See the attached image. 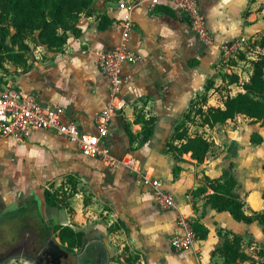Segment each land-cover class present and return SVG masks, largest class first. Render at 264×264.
I'll return each mask as SVG.
<instances>
[{"label": "crops", "instance_id": "0c3cea01", "mask_svg": "<svg viewBox=\"0 0 264 264\" xmlns=\"http://www.w3.org/2000/svg\"><path fill=\"white\" fill-rule=\"evenodd\" d=\"M118 1L94 0L93 11L80 16L81 33L68 31V41L61 50L29 42L28 68L11 63V69L6 63L10 72H0L5 78L2 84L36 93L44 105L65 108V120L95 133L96 117L107 105L110 85L99 68L100 53L122 44L137 52L136 62L123 65L121 98L125 105L115 115L106 141L119 158H139L144 173L162 181L177 207L161 209L139 173L85 155L76 142L64 135L37 130L25 140L0 136L1 213L35 205L45 217L48 235L58 234L55 224L82 230L84 245L75 249L82 264H223L217 250L226 236L234 234L244 239L253 237L254 245L250 247L263 249L264 231L259 221H239L227 211L206 205L205 194L196 192L206 185V176L216 178L230 170L238 181L237 192L245 201L246 213L264 210L262 124L239 114L214 128H206L214 141L209 154L216 145H222L227 156L211 159L208 154L203 163L190 154L178 160L168 150L167 142L191 101L206 92L210 80L219 82L227 75V87L236 83L238 89L229 90L225 99L244 91L253 72L252 61L264 52L255 45L264 32V0H202L204 14L212 17L207 25L213 35L212 43L222 39L214 22L220 11L226 14L236 4L240 5V12L243 10L239 27L229 28V36L220 40L217 60L209 64L210 44L202 45L188 18L174 6L141 0L132 8L134 27L125 35L122 22L126 11L118 6ZM160 7H168L174 13ZM103 15L112 20L105 29L99 26ZM238 38H247L252 48L259 49L257 57L241 53L250 66L245 80L235 61L224 62L225 43ZM231 65L237 71L230 77L226 72L231 71ZM234 76L238 79L233 82ZM210 89L207 105L224 106L225 100L212 103L214 95ZM241 116L250 123L245 122L237 131L229 128L228 134L217 132L220 125L243 123ZM151 117L155 118L154 132L144 140L140 134L143 120ZM254 132L263 136L261 143L251 140ZM226 141L228 147L224 146ZM239 169L244 171L243 177L238 174ZM48 190L57 201L64 202L50 205ZM211 191L209 188L208 193ZM180 213L208 229V235L197 238L192 249L176 250L171 246L170 237L180 228ZM31 231L36 232L35 237L45 232L41 226L33 225ZM57 242L66 250L60 238ZM68 252L69 257L75 254Z\"/></svg>", "mask_w": 264, "mask_h": 264}, {"label": "trees", "instance_id": "16d2710c", "mask_svg": "<svg viewBox=\"0 0 264 264\" xmlns=\"http://www.w3.org/2000/svg\"><path fill=\"white\" fill-rule=\"evenodd\" d=\"M93 6L94 0H0V68H4L6 63H12L26 70L30 52L29 42L61 50L68 41V31L76 35L81 33L78 26L80 16L83 13H91ZM159 9L174 13L168 7ZM111 23L112 20L104 16L99 26L105 29ZM255 45L264 50V32ZM240 57L244 58L245 55L241 54ZM252 63L253 72L250 80L244 84V91L228 95L224 106L207 105L211 80L206 86V92L191 101L184 118L176 125L167 142L168 150L172 151L178 160H184V154H190L192 159L203 163L214 144L206 131L195 134L191 132V125L197 123L198 118L201 127L214 128L217 124L225 123L242 114L254 122H260L264 127V52ZM237 79L238 77L234 76L232 81ZM143 123L140 134L144 140H148L154 132L155 118L143 120ZM251 140L261 143L263 136L254 132ZM205 179L206 185L196 192L205 194L206 205L210 204L219 210L227 211L239 221H259L264 231V210L246 213L245 201L237 192L238 181L230 170H225L220 177L206 176ZM209 188L212 191L208 193ZM46 197L50 205L61 203L49 190ZM194 229L198 238H205L208 235L207 227L199 221L194 222ZM54 230L58 231L60 241L66 250L73 252L84 245L82 230L60 224H55ZM217 251L224 259L223 264H239L246 261L249 264H264V248L259 250L258 257L252 256L244 249V238L238 234L226 236Z\"/></svg>", "mask_w": 264, "mask_h": 264}, {"label": "built area", "instance_id": "2783aa9c", "mask_svg": "<svg viewBox=\"0 0 264 264\" xmlns=\"http://www.w3.org/2000/svg\"><path fill=\"white\" fill-rule=\"evenodd\" d=\"M156 4H170L185 15L198 38L206 45L213 42V35L207 27L206 16L202 10V0H151ZM141 0H119L118 6L125 9L123 27L127 35L134 27L132 8ZM245 39L238 38L225 43L223 47L224 62L238 60ZM139 54L125 44L120 47L102 51L99 56V68L109 79V99L103 111L96 117L95 133L85 132L73 121L65 120V108L58 105H44L34 92H24L15 87L0 84V136H13L25 140L37 130L54 131L77 143L81 151L91 157L100 159L109 165H124L142 177L144 185L151 187L152 193L161 209L177 207L174 196L163 187L161 180L147 176L143 171L141 160L135 156L119 158L107 144V137L115 115L123 108L125 101L121 98L123 86V65L134 63ZM179 230L170 237L171 246L176 250L192 249L198 238L194 221L180 213Z\"/></svg>", "mask_w": 264, "mask_h": 264}, {"label": "rangeland", "instance_id": "374dc122", "mask_svg": "<svg viewBox=\"0 0 264 264\" xmlns=\"http://www.w3.org/2000/svg\"><path fill=\"white\" fill-rule=\"evenodd\" d=\"M261 7H264V1L261 2ZM240 5L236 4V6L232 5L230 9H227L226 14H224L223 11H220V16L215 18V24L217 25L219 36H221L222 39L225 38V36H229V28H238L241 22V13L240 12ZM206 15V21L207 25L210 20H212L211 14H208L205 12ZM264 18V17H263ZM209 26V25H208ZM222 39H217L214 43L210 44L209 48V54H208V60L207 63L215 62L218 58V55L220 54V46ZM202 43V42H201ZM204 46H209L204 43H202ZM242 50L240 52H243L246 55H249L251 57H257L259 55L258 51L259 49L252 48L249 45V40L246 38L242 43ZM250 48V51L248 52L247 49ZM248 53V54H247ZM238 61H235L237 66H240L241 73L245 80V74L247 72H250V66L248 65V58H241L240 53H237ZM250 60V59H249ZM240 61V63H239ZM7 65H11L10 68H13V65L11 63H7ZM10 68H1L0 72L8 74L10 72ZM11 68V69H12ZM236 66L231 65V71L226 72L230 77L234 75L236 72ZM4 77V76H3ZM2 77V81L0 83L4 82V79ZM228 80L230 78L226 75L224 77V80H219V82H216L212 79L213 82L210 83L212 88L210 91H213L214 97L210 95L209 91V98L211 96L213 102L215 104L221 103L223 100H225L224 96L229 93V90H236L237 85L234 83L232 88L227 87ZM9 81V80H7ZM241 121L243 123H239L238 121H234L231 123H227L228 125H220L217 129V132H220L221 134L227 133L229 128H234L235 131L242 129V125L246 122L249 124L247 118L241 116ZM200 122V119L198 118L197 123L191 125V132L193 134L197 132H203L205 133L206 128L201 127L198 123ZM238 127V128H237ZM237 129V130H236ZM234 131V130H233ZM231 131V133L233 132ZM208 132V131H207ZM224 134V138H225ZM225 147H228L227 141L224 144ZM225 154V148H222V145H216L211 153L209 154L208 158H213L216 155H224ZM227 156V154H225ZM206 161V160H205ZM264 167V166H263ZM238 174L240 176H244V171L238 170ZM264 187V183L262 184ZM64 188V186H63ZM65 191V189H63ZM260 198V197H259ZM64 202V201H61ZM260 204V203H259ZM44 211V210H43ZM45 217L42 215L41 211L38 210V207L35 205H23L20 206L19 210H10L5 213H1L0 208V264H35L34 260L36 259L37 255L40 254V252L43 250L44 246L48 243L49 240L59 241V236L57 233L50 232V235H48L47 231H45ZM38 227L41 226L42 229L45 231L42 233L41 237H35L34 234H36L35 231H31V227ZM47 233V234H46ZM254 245V238L253 237H247L244 239V249H246L249 252H252L255 256H258V248L252 249L250 246ZM75 254H72L68 259L63 260V264H82L80 254H77V251H73ZM239 264H249L248 261L246 262H240Z\"/></svg>", "mask_w": 264, "mask_h": 264}, {"label": "flooded vegetation", "instance_id": "af4514ba", "mask_svg": "<svg viewBox=\"0 0 264 264\" xmlns=\"http://www.w3.org/2000/svg\"><path fill=\"white\" fill-rule=\"evenodd\" d=\"M68 257H60V249L55 243H52L44 246L34 262L35 264H63V260L68 259Z\"/></svg>", "mask_w": 264, "mask_h": 264}, {"label": "water", "instance_id": "95a60500", "mask_svg": "<svg viewBox=\"0 0 264 264\" xmlns=\"http://www.w3.org/2000/svg\"><path fill=\"white\" fill-rule=\"evenodd\" d=\"M52 243H55L57 245V247L60 249V257L64 256V257H68L69 256V252L64 250L61 245L57 242V241H54V240H49L47 245H50ZM81 258V256H80Z\"/></svg>", "mask_w": 264, "mask_h": 264}]
</instances>
